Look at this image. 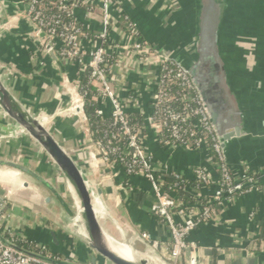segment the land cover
Here are the masks:
<instances>
[{"label":"crops","instance_id":"crops-1","mask_svg":"<svg viewBox=\"0 0 264 264\" xmlns=\"http://www.w3.org/2000/svg\"><path fill=\"white\" fill-rule=\"evenodd\" d=\"M15 1L0 0L3 11V15H0L3 27L0 28V64L3 67H0V78L4 85L34 117L43 116L50 120V128L47 129L84 172L91 190L95 194L97 190L100 191L97 206L104 211L106 226L114 242L132 243L135 248V245L142 243L139 234H146L150 241L169 252L171 241L168 230L151 212L155 199L150 183L142 177H128L118 167L111 168L98 157H91L88 125L86 118L84 121L81 116L83 111L71 114L66 111L72 101L81 98L77 88L83 74L79 73L80 68L61 59L60 68L50 54L42 53L41 43L34 35L16 33L14 28L23 17V8L12 6ZM113 1L125 16L137 24L140 36L153 50L162 51L170 57L184 55L193 47L198 17L203 23L209 8L213 10L215 6L225 5L219 26L216 25L222 35L219 50L236 79L241 109L252 136L257 138L251 141L250 148L228 164L235 175L250 170L255 174L257 184L251 193L226 202L218 209V218L194 230L189 240L197 246L194 264H264V242L259 239L264 221V0H223L221 3L216 0H173L176 5L174 9L161 0ZM179 15L180 21L187 16L194 21L190 42L173 40L166 46L158 40L154 31L163 33L166 30L165 21L175 20ZM77 18L84 29L91 28V24L94 29L98 26L96 21L88 18L84 9L77 11ZM110 43L111 55L121 59L118 60L119 67L113 69L117 76L115 88L118 96L124 101L138 95L139 105L130 104L126 111H140L146 119L151 111L148 76L130 53L122 51L124 38L112 34ZM101 106L108 115V105ZM59 110H63V114L55 115ZM43 122L40 120L45 126ZM156 138L147 123L143 145L157 170H166L168 175L182 174L188 179L193 178L192 168L200 167L213 172L203 151L188 152L160 147ZM0 160L16 162L28 168L50 183L59 197L72 207L69 204V190L58 169L22 131L1 116ZM8 177L1 174L0 182H12L13 179L20 185L21 192L30 193L28 196L31 198L25 206L11 195L9 199L8 195L5 197L9 226L17 235L47 247L50 231L56 234L62 247L66 241L72 249L73 241H85L84 237L66 226L65 221L70 220L71 216L62 211L60 204L47 191L31 181L29 187L25 188L21 181ZM213 192L212 188L201 189L195 199L211 200ZM135 195L140 197L138 202ZM47 197H51L49 202L45 201ZM40 200L42 205L39 204ZM48 207L54 210L51 215L44 212ZM214 249L218 252L216 260L209 256ZM86 251L81 262L84 264L88 263L90 255L88 248ZM60 252L63 253V250ZM183 259L184 264H190L188 253Z\"/></svg>","mask_w":264,"mask_h":264},{"label":"built area","instance_id":"built-area-1","mask_svg":"<svg viewBox=\"0 0 264 264\" xmlns=\"http://www.w3.org/2000/svg\"><path fill=\"white\" fill-rule=\"evenodd\" d=\"M41 1L43 0H16L12 6H21L23 16L46 35L44 42L34 35L41 43L42 53L49 54L53 50L61 60L77 64L79 73L89 70V81L100 93L99 103L109 107L108 115H105L103 106L96 111V115L101 118H111L103 137L92 139L88 130L91 157H98L111 168L118 167L128 177H142L150 183L155 199L151 212L168 230L171 258L180 263L182 256L188 253L189 263L194 264L197 246L189 240L191 233L218 218V209L226 202L251 193L257 184L255 174L250 170H243L239 175L233 173L232 167L224 159L202 102L186 72L173 57L153 50L146 41H141L137 24L125 16L113 0H57L49 5L56 7L60 14L52 15L44 13ZM161 1L170 9L176 6L173 0ZM79 9H84L88 18L97 22L95 29L92 24L91 28H83L77 18ZM65 18L69 20L68 23H64ZM112 34L124 38L122 51L130 53L148 76L152 108L146 121L157 136L156 140L167 129L169 140L163 142L164 148L205 153L213 172L200 167L192 168L195 188L187 186L185 180L188 178L184 175L172 173L171 176L177 183L164 189L165 177L168 175L166 170L159 171L154 167L152 157L143 145L141 130L131 124L127 116V106L139 105L140 97L131 96L122 101L115 88L117 76L113 69L119 67L118 60L121 59L114 57L112 63L108 61L112 54ZM48 43L51 44L50 50L46 49ZM31 59L34 60V57ZM77 108L83 111L82 97L72 101L66 111L71 114ZM62 114L63 110L55 113ZM0 116L6 119L1 111ZM37 119L44 121L45 126L50 121L43 116ZM175 187L189 190L196 198L201 189L212 188L214 192L208 202L201 203L200 199H196V205L182 208L174 195ZM7 205V200L0 194V226L4 227L9 236L16 237L17 234L9 226ZM142 238L150 239L146 234H142ZM20 242L22 245L0 236V264H81L60 251L35 244L24 237ZM84 243L87 247L88 242Z\"/></svg>","mask_w":264,"mask_h":264},{"label":"water","instance_id":"water-1","mask_svg":"<svg viewBox=\"0 0 264 264\" xmlns=\"http://www.w3.org/2000/svg\"><path fill=\"white\" fill-rule=\"evenodd\" d=\"M225 5L215 6L213 10H207V24L213 27V32L208 36L202 31L203 23L198 17L194 34L192 51L184 55L173 57L175 62L186 72L194 86L203 108L208 116L209 123L220 146L225 161L230 162L238 154L244 153L251 146L256 137L252 136L249 123L241 109L238 97V85L230 71L222 52L219 50L221 33L219 19L225 12ZM210 26V25H209ZM210 29V27H209ZM18 34L37 35L41 41H46V35L34 27L23 16L18 20L14 28ZM208 32V31H207ZM209 39V40H208ZM51 44L46 45L50 50ZM49 54L55 62L61 66V60L57 54L50 50ZM207 65V66H206ZM0 111L10 125L22 131L38 148L46 155L50 162L58 169L63 177L69 193L73 190L82 205L87 219V227L83 229L87 238L89 260L87 264H98L105 261L109 264H131L122 259L109 246L108 239L114 238L108 232L104 211L97 206L100 191L95 194L74 159L67 153L64 147L57 141L46 126L34 117L7 89L0 78ZM74 113H82L77 108ZM82 116V120L85 118ZM264 127V121L262 123ZM253 137V138H252ZM4 174L22 182V186L29 187V181L36 184L42 190L47 191L62 207V211L69 216H74L75 211L67 205L56 193L50 183L16 162L0 160V175ZM20 177L26 179L23 181ZM72 200H74L73 195ZM51 197L46 198L49 202ZM75 208V206L73 205ZM47 244L54 250L61 251L62 245L53 231L48 233ZM102 259V260H101Z\"/></svg>","mask_w":264,"mask_h":264},{"label":"trees","instance_id":"trees-1","mask_svg":"<svg viewBox=\"0 0 264 264\" xmlns=\"http://www.w3.org/2000/svg\"><path fill=\"white\" fill-rule=\"evenodd\" d=\"M217 3H221L223 0H216ZM51 2H57V0H43L41 1V6L46 15H52V14H60V11L54 7L50 6L49 4ZM69 20L67 18L64 19V23H68ZM261 23V22H260ZM259 23V24H260ZM139 39L141 41H144L142 36L139 34ZM109 63H112L114 61V56L111 55L108 58ZM78 92L80 96L83 99V114L87 120V125H88V130L91 132L92 139H101L103 137L104 131L107 130L108 126L111 123V118L110 117H104L101 118L96 115V111L100 108V93L97 90V87L92 85L89 81V70L86 69L82 76L80 77L79 80V86H78ZM152 108V105H150V110ZM128 119L131 124H134L136 127H138L141 130V137H144L147 133V121L145 119V115L142 114V112H128L127 113ZM158 145L160 147H164L163 142L169 140V131L165 129V132H163L162 136L158 137ZM186 183L188 184L190 188H195L196 182L193 179H186ZM174 183H177V181L174 179L173 176L167 175L165 177V184H164V189L167 190ZM178 186H180L178 184ZM173 189V188H172ZM174 195L177 197L179 202L182 205V208H187V207H192L196 205V199L192 194L190 193L189 190L184 189L183 187H175L174 188ZM140 200V197L138 195H135V201L138 202ZM209 200L207 199H200L201 203L208 202ZM0 236L4 240L8 241H15L19 245L21 244V239L19 235L16 237H11L9 236L5 231L4 227L0 226ZM259 239L263 240L264 239V221L261 224L260 227V234H259ZM209 256L213 259L216 260L218 258V252L214 249L209 252Z\"/></svg>","mask_w":264,"mask_h":264},{"label":"rangeland","instance_id":"rangeland-1","mask_svg":"<svg viewBox=\"0 0 264 264\" xmlns=\"http://www.w3.org/2000/svg\"><path fill=\"white\" fill-rule=\"evenodd\" d=\"M177 12H178V10H177ZM0 15H3V11L1 10V8H0ZM180 16L181 15H179L176 18L177 20L176 19L175 20L167 19L165 21L166 30H164L163 33H160L157 30L154 31V35L158 38V40L163 41L166 44V46L167 45L169 46L170 42H172L173 40L174 41L175 40L186 41L187 43L190 42V40H189L190 39V34H192V33H190V30H191L192 24L194 25V21H192L191 18L188 19V16L184 17V19H182L180 21V19H179ZM1 26H2V24H0V28H3ZM0 67H2L1 64H0ZM48 125H50V123ZM48 125L46 126L47 128L49 127ZM12 160H14V159H12ZM65 185H66V183H65ZM19 187H20V185L15 183V181H13V179H12V182H9V181H6L4 183L0 182V194L2 193L1 195L3 196V198L7 197V195H8V199L10 197L9 195H11L14 198H16L17 200H19V202L22 205L27 206V203H26L27 200L30 201V199H31V198H29L30 196H28V195H30V193L29 194H23L25 192H21L22 190ZM12 193H15V194H12ZM66 195H67V193H66ZM69 196H70V200H71L70 201L71 203H69V204L72 205L73 210L76 211V208L73 207V205L75 206V201L72 200L71 194H69ZM5 199L7 200V198H5ZM39 204L42 205L41 204V200L39 201ZM45 209H46V211L44 210V212L47 213L48 215L49 214L51 215L52 214L51 212L54 211L51 207H48V208H45ZM72 230H74V229H72ZM75 233H77V232L75 231ZM139 235H140V239L143 240L142 235L141 234H139ZM81 237H85V235L81 236ZM83 239L85 241H87V238H83ZM143 242L145 244L141 243V244L135 245L136 250H138L140 252H144L145 250L148 249L149 253L154 254V256H156L157 258L161 259L166 264H184L183 263V261H184L183 257L184 256H182L180 263H179V261L175 262L170 256V251L169 252H165L159 245H157V244L154 245L152 241L143 240ZM83 244H85L84 241H82V243H79L77 241H73V250H72L71 246L66 241L64 246H63V249H62L64 255L65 256H69L70 259H74L76 262L79 261L78 263L83 262L84 260L82 258L85 257L86 254H87V251H86L87 247L85 245H83ZM121 244H125V243H121ZM81 264H83V263H81ZM98 264H109V263H107L105 261H102V262L99 261Z\"/></svg>","mask_w":264,"mask_h":264},{"label":"bare ground","instance_id":"bare-ground-1","mask_svg":"<svg viewBox=\"0 0 264 264\" xmlns=\"http://www.w3.org/2000/svg\"><path fill=\"white\" fill-rule=\"evenodd\" d=\"M70 191L75 200L76 211H75L74 216H71L70 220L65 221V224L69 228L74 229L78 235L79 234L81 236L85 235L86 237V234L83 232V229L87 227V224H88L87 219L85 217V213L83 212L82 205L79 202V199L77 198L74 191L73 190H70ZM140 242L144 243L142 240ZM108 243L114 252H116L122 259L126 260L127 262L131 264H166L164 261L154 256V254L149 253L148 249L145 250L144 252H140L136 250L133 247L132 243H126L125 245H122V244H119L122 242L116 243L114 241H111L110 239H108Z\"/></svg>","mask_w":264,"mask_h":264},{"label":"flooded vegetation","instance_id":"flooded-vegetation-1","mask_svg":"<svg viewBox=\"0 0 264 264\" xmlns=\"http://www.w3.org/2000/svg\"><path fill=\"white\" fill-rule=\"evenodd\" d=\"M204 17H205V15H204ZM207 22H208V20H207V17H205L204 19H203V25H202V31L203 32H205L208 36H210L212 33L211 32H213V27L211 26V24L209 23V25H207L208 26V29H207V31H206V24H207ZM264 23V22H263ZM209 27H210V29H209ZM209 40V39H208ZM193 48V47H192ZM192 48L189 50V52H191L192 51ZM188 52V53H189ZM207 66V65H206Z\"/></svg>","mask_w":264,"mask_h":264}]
</instances>
